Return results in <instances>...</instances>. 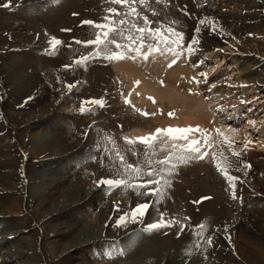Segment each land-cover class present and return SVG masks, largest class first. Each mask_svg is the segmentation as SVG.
I'll return each instance as SVG.
<instances>
[{"label": "rangeland", "instance_id": "374dc122", "mask_svg": "<svg viewBox=\"0 0 264 264\" xmlns=\"http://www.w3.org/2000/svg\"><path fill=\"white\" fill-rule=\"evenodd\" d=\"M135 6L162 35L168 27L183 34L178 58L156 51L147 59L101 56L86 66L71 65L93 51L75 43L95 35L81 22H104L109 7L119 8V19L125 8L109 0H0V264H125L133 254L140 256V250L130 253L138 240L150 238L153 247L164 244L175 251L184 236L194 239L190 264H264V0H147V6ZM136 23L142 26L140 19ZM193 36L198 43L189 53ZM51 38L61 43L52 47ZM124 61L140 78L115 70ZM139 79L157 90L172 81L186 101L200 103L213 147L229 149L218 142L219 129L231 141L230 151L239 153L228 156L236 162L227 172L235 177L234 187L207 149L201 150L203 159L176 162L170 175L162 174L170 183L161 180L159 202L151 194L97 186L122 171L117 153L126 163L149 167L145 145L122 138L135 141V128L145 136L156 128H177L171 122L188 110L185 102L169 107L139 94ZM93 99L104 106L81 113V101ZM185 126L193 124L178 127ZM193 134L189 139L199 133ZM154 149H148L149 159H164L172 142L158 135ZM142 179H148L146 172ZM85 195L92 200L85 202ZM144 202L150 204L144 216L129 219L119 231L113 217ZM37 211L46 219L44 227ZM161 214L171 226L148 230ZM101 222L99 238L88 237Z\"/></svg>", "mask_w": 264, "mask_h": 264}, {"label": "snow or ice", "instance_id": "6c2138e0", "mask_svg": "<svg viewBox=\"0 0 264 264\" xmlns=\"http://www.w3.org/2000/svg\"><path fill=\"white\" fill-rule=\"evenodd\" d=\"M159 2V0H157ZM109 3L113 6H121L125 8V12L122 18L116 19L115 17H120L119 8L109 7L107 12L109 15L103 17L102 23H95L93 21H82V24H88L93 27L95 31L94 38H89L86 41L76 40V44H83L85 47L88 45L93 46V51L88 55H82L79 59L73 60L71 65L75 66H86V61L93 57H103L105 60L119 61L124 59L136 60L137 58L147 59L151 54L156 51L168 52L171 51L174 56L179 57V53L176 51L178 47L182 46L183 34L181 32L175 31L173 28H163V32L167 33V36L162 35L161 28H152L149 27L150 21L147 17H142L135 6L139 3L141 6H147V0H109ZM6 6V5H5ZM128 17L132 18L131 23L129 22ZM140 19L142 21V26L136 23V20ZM204 21H200V24H204ZM127 26V27H123ZM215 28V25H213ZM131 29V31H129ZM63 31V30H62ZM199 31V28L196 29ZM156 41L153 44L151 41ZM61 41L51 38L50 45L55 47L59 45ZM163 43L165 47L160 48V44ZM198 43L197 37L193 36L192 41L188 43L186 51L191 53L193 50V45ZM115 50H112V49ZM142 48H147V51H141ZM126 50V51H123ZM135 53V55H128V53ZM172 63H175V60H172ZM71 65H66V69ZM171 67V64H169ZM201 75H204L203 73ZM67 89L74 87L71 84H66ZM151 99V98H149ZM125 104H128L127 99L124 100ZM86 105L88 106L86 108ZM104 106V101L102 99H93L88 101H81L79 111L84 113L87 110H90L92 106ZM139 111V110H137ZM141 115H146V113L141 112ZM172 115V113H169ZM217 137L223 141V143L229 145V150H231V141L228 137L223 136L219 129L215 130ZM190 133H199L203 137L204 144L211 148L212 145L209 142V134L207 130L197 127H183V128H173L167 127L164 129L156 128L155 131L147 136L137 137L136 140L122 138L125 143L132 145L133 143H140L145 145L144 158L148 162L149 167L147 169L142 168L140 164H130L124 161L122 155L117 153L120 166L122 171L118 172L115 178H102L95 183L97 186L104 185L106 190L115 189V188H124L131 189L133 192H136L138 195L143 194L148 196L157 197V202H159V197L162 196L161 189L159 187L161 180L165 185L169 184L164 175L162 174H171L176 167V162L181 164H187L190 160H201L204 158V153H201V145L199 144L196 138L189 139ZM158 135H163L172 142V149L169 151V154L164 159H157L152 161L149 159L148 149L152 148L153 153L155 151L154 145ZM176 141H187L186 144H177ZM185 153H190L191 155H185ZM133 151V155H135ZM233 157L238 156L239 153L231 152ZM219 158V160H218ZM213 163L216 170L224 176V178L229 182L230 187H234L235 177L227 174V169L232 166V162L229 161L223 154V152H213ZM159 164L161 167L159 170L151 167V164ZM168 167H165V166ZM146 175L148 179H142ZM139 180V183H134V181ZM155 185V187H151ZM141 189H144L141 193ZM203 199H208L205 197ZM150 204L148 202L137 203L136 206L130 209L129 212H126L124 215H121L115 222V226L124 225L129 219L132 222L140 217H143L145 212L149 209ZM185 219H188L185 217ZM172 222H165L163 215L161 214V220L158 223H149L147 225L148 230L158 229L160 227H170ZM198 227L201 229L200 235L203 236V231L206 227L204 222H201ZM183 226H181V230ZM211 240L208 238L206 243H210Z\"/></svg>", "mask_w": 264, "mask_h": 264}, {"label": "bare ground", "instance_id": "6f19581e", "mask_svg": "<svg viewBox=\"0 0 264 264\" xmlns=\"http://www.w3.org/2000/svg\"><path fill=\"white\" fill-rule=\"evenodd\" d=\"M251 60H253V59H251ZM253 63L257 64V63H259V61L258 60H254ZM127 66H129V65L126 62L125 63H121L119 66H117L115 68V70L118 71V72H124V71L127 72L128 71L127 72L128 76L133 77V78H140L139 76L136 75V71L134 69H131L130 66L129 67H127ZM174 71L178 72L179 69L177 68ZM170 75H172V71H170ZM139 80H140L138 82L139 86H138L136 91L139 94H141V95L148 94V95L152 96L153 99H155L157 101H161V102L162 101H164V102L167 101V103L170 105L169 107L175 106V102H176V104L179 103V102L187 103V106L185 107V108L188 109L186 114L183 117H181L180 115H182L183 112L180 113L179 116L181 118L178 120V118H179V116H178V118L176 120L171 122V123H173L171 125H173L175 127H178V126L182 127V126H184L186 124L187 125L188 124H191V125L193 124V127H194L195 123H196V127L201 125L202 126L201 129H205V127H206V125H205L206 116L202 112L203 110H202V107H201L200 103L199 102H188V101H186V99L181 94L177 93V91H178L177 88L176 87H175V89L173 88V83L174 82L168 81L165 84L166 85L165 88H163L162 90H157V89L153 88L152 85L147 83L145 80H143V79H139ZM168 96L170 97V99L167 100ZM141 100L143 101L142 98H141ZM183 108H184V106H183ZM204 125H205V127H204ZM138 129L139 128L133 129L132 130L133 131L132 134L134 136H137V137L145 136L144 131L141 130V129L140 130H138ZM230 132H231V130H230ZM197 134L198 133L193 134V135H197ZM194 138H196L198 140L199 144L201 145V150L207 149L208 152H209V155L213 156V152L214 151L217 152V153L223 152L224 156L229 161H233L234 160V159H229L228 156L231 153V151L226 146L219 145V148L213 147V145H212L213 140H209V142L211 143L212 147L208 148L204 144L203 137H201L200 134H198L197 137L195 136ZM215 148H216V150H215ZM211 160H212V163H213V159H211ZM218 160H219V158H218ZM235 163L232 164V166L227 169V172H230V170H232L234 168ZM31 189H32V186H30L29 190L31 191ZM124 191L131 192L132 190L128 189V190H124ZM92 195H85L82 198L86 199L85 202H90L92 200V197H91ZM122 199H124V198H122ZM71 207H72V205L63 207L62 208V209H64L63 212H66L68 210V208L71 209ZM36 216H37V219L39 220V222L41 223V225L44 227V223H45L46 219L44 218V220H43L41 214L38 211L36 212ZM119 217H120V215L116 214V216L113 217V218L115 220H117ZM48 220H50V219H48ZM131 223H132V221H131ZM102 224H103V222L99 223V225L97 226L96 232H91V233L88 232L89 234H87V236L88 237H93L94 236L93 238L95 240H97L99 238V235H100L99 233H101V226L100 225H102ZM119 227L121 229L120 230L118 228L119 231L126 230L125 224L122 225V226H119ZM131 228H135V226L131 225ZM131 230L128 232V235L131 232ZM47 235H48V233H47ZM149 239L147 241H145V242H143L141 240H138L137 242H135V244H136L134 246V250L135 251L132 250L130 253H133V252L136 253L138 250H140L141 251L140 256L138 257L137 254H136V256H135V254H133L129 258L130 259L129 262L125 263V264H190L191 263L190 262L191 261V257L193 256L192 255V251H193L192 248L194 246L193 245L194 244L193 243L194 242L193 238L184 236L182 239H180L179 243H177V245L180 246L179 248H182V250H179V248H177V249H175V251H172V249H171V247L169 245H164V244H158L156 247H153V245H151L153 243ZM149 241H150V244H149ZM150 245L153 247V248H150V249H153L152 250V251H154L153 254L151 253L152 251L149 249V247H151ZM172 252H175V255H178L180 259L178 257H173L172 256ZM185 260H186V262H184Z\"/></svg>", "mask_w": 264, "mask_h": 264}]
</instances>
